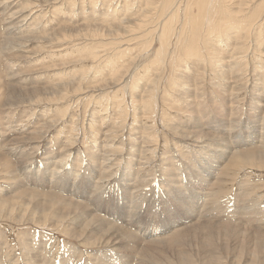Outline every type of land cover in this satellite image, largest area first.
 Instances as JSON below:
<instances>
[{
    "label": "bare ground",
    "instance_id": "6f19581e",
    "mask_svg": "<svg viewBox=\"0 0 264 264\" xmlns=\"http://www.w3.org/2000/svg\"><path fill=\"white\" fill-rule=\"evenodd\" d=\"M8 1H10V0H8ZM37 1H39V0H27V1L25 0V3L27 2L26 7L29 8L30 13H31V10L33 8L41 7L40 3ZM176 1L177 0H161V6L158 7L156 5V8H151V9L150 8L146 9V8H148L147 5H146V7L144 5V8H143L144 10L143 11L141 10L142 12L140 15L138 13H137L138 15L136 17L135 16L130 17V15H129V17H125L123 15L124 16L123 19H120L118 21H116L114 19L115 21H113V22H111L105 26H103L104 24H102V25L101 24L100 25L93 24L94 27H87L88 24H84L83 26H82V24L81 25L79 24V25H76L75 27L73 26V28H70V29L68 27L62 26L60 28L62 33L59 35V37L63 41L66 40V38H68V39L69 38L72 39V37L74 38V36L78 35V31L71 30V29H75V28H78V30H80V31L82 29H84L86 31V34L90 35V36H104L107 38L106 40H108V39L114 40V42L109 41L107 43L109 46H112L111 48L109 47V49L112 50L111 52H114V54L111 56H116V55L122 56L128 48V47L126 48V46H125L126 49L123 48L122 47L123 44L129 43V42H134L133 46H136V45L138 46L140 44H141V46H143L142 40H145V39L151 37V41L148 42L146 45H144L145 47L143 46L144 49L148 51L151 49L150 47L153 45V44L152 45H150V44L152 42H154L153 41L154 37L152 35L156 36V34H155L156 32L151 35V33L153 31H149V29L145 28V25L149 26L150 20L151 21L154 20L153 18L155 16L154 17L151 16V15H154L151 13L155 12V13H157V16H160V17L161 16L164 17V15H166V16L168 15L167 20H166L167 17L166 16H165L166 18L164 17V19H163L164 21L161 23V27H159L160 31H159V33H157V39L162 44L163 48L161 47V49H159L156 52V55H160V56L162 55L164 57L166 56V53L168 52V51L166 52V49H167L166 47L168 46V43L170 44V42H168V41L172 40V39H169V37H171L170 36L171 35L170 29L172 30L171 25H172V21H173V24L179 26L178 28L180 30V32L178 33V35L175 39L181 40L183 38L184 40L186 39L188 41V42H186V44L184 43L183 46L182 45L180 46V47H182L181 53L189 61L185 67L198 68L199 69V70H197L198 73H195L197 71L194 72L195 74H197V76H195L194 78L196 79V81L198 80V82H202V81H200V79H202V77H203L202 75H204L203 72H210L215 67H218L217 70L219 72L218 71L217 72H218V75L220 76L221 83L222 82H232V81H230V78H234L233 81H236V80L242 78L240 76L235 78L236 76H238L236 74H239V75L243 74V72L240 70L247 66V59H249L248 58L249 56L247 57V54L249 52L246 53L245 51H242L241 50L242 48H245V50H246V48L252 46V48H254V51L256 52V55L264 54L259 49V45L257 44L258 41H263V43H264V0H185V3L183 4L184 7L182 9L183 10V13H182L183 17L181 20L179 18L181 14L177 13L176 16H174V14L177 12V10L179 12V3H177L178 1L177 2ZM57 2H58V0H44V1L42 0V3L45 5H47V4L52 5V4H55ZM143 2H146V1H143ZM148 2L150 3L151 1H148ZM252 2H254V4L256 3L257 5H252L251 4ZM134 3H135V1H134ZM125 4L126 3L124 2V5ZM0 5L2 6L1 1H0ZM58 5H59V2H58ZM149 5H151V4H149ZM23 6H25V5H23ZM117 6H118V4H117ZM63 7L64 6H62L61 8H63ZM92 7L94 8V5ZM3 8H4V5H3ZM3 8L1 7V9H3ZM8 8L10 9V6ZM126 8H127V6H126ZM23 9L24 8H22V7H21V9H18V7L17 8L15 7L14 9H12V11L9 13L10 14L9 18L11 19V21L13 20V18H15V16L17 14H19V16H17L15 19L20 17V20L18 22H21L24 24V22H22V21L27 19L30 14L28 11H26L28 13H23V12H25V10H23ZM95 9H97V8L95 7ZM168 10H169V12L167 13ZM37 11H39V10H36V12ZM115 11H116V9H115ZM127 11L125 12V14L127 13ZM113 14H114V12H113ZM147 14H149V15H147ZM115 17H117V16H115ZM113 18H114V16H113ZM113 18H112V20H113ZM6 21H4V22L6 23ZM43 22H44V20H43ZM15 23H16V21H15ZM31 24L33 26L30 25L32 28L29 26L31 28L29 35H27L26 33L23 35H18L20 33L25 32V31L23 32V30H22L23 28L22 29L18 28L19 30L15 33V32H13L14 30L13 31L11 30V29H13L12 28L13 25H12V27L9 26V27H11V29L5 27L4 31L7 29V31H6L7 33H6V37L3 40V43L0 45V57H2V58L13 57V58H17L19 60L24 59V58H28L29 55L32 54V52H31V50H29V49L27 50L26 48L34 42L38 43V45L35 48V54L36 53L38 54L41 50L46 49V48H43L44 47L43 46V40H49L47 38L48 37L47 34L49 31L47 32L46 35L38 34L37 33L38 31L36 32L35 28L39 24V21H36V22H34V24L33 23H31ZM62 25H64V21H63ZM40 26H42V25L37 26V28ZM154 26H155V24H154ZM70 27H72V26H70ZM24 28H25V26H24ZM15 30H16V28H15ZM26 32H29V30H27ZM74 32L76 34H74ZM79 33H81V32H79ZM173 36H174V34H173ZM52 37H51V39L54 38V37L53 38ZM256 40H258V41L256 42ZM49 41H51V40H49ZM173 42H175V40ZM255 42H256V44H255ZM177 43H175L174 46ZM45 44H46V42H45ZM107 44H106V46H107ZM216 44H218V46L219 45L223 46V48L219 49ZM259 44H260V42H259ZM213 45H216L217 47L213 46ZM46 46H47V44H46ZM171 46L172 45H170V47ZM188 46H189V48H187ZM101 47H102V45H101ZM38 48H39V50H37ZM137 48L139 50V47H137ZM177 48H178V46H177ZM217 48L219 49V51L215 50ZM104 49L106 50V48H104ZM129 50H130V48L128 49V51ZM92 51H88V54H89V52L91 54ZM6 52H8V53L15 52V54H13V56H9L6 54ZM173 52L175 53V51H173ZM253 52L251 53L252 55H253ZM16 53H18V54H16ZM141 53L142 52H139L138 57L140 56ZM179 53H180V49H179ZM92 54H94V53H92ZM92 54H91V58L93 56ZM126 54H127V52H126ZM171 55H172V53H171ZM177 56H180V55H177ZM129 57H132V56H129ZM110 58L111 57H109V59ZM149 58H150V56H149ZM109 59H108V61H109ZM117 59L118 58H116V60ZM135 59H136V56H134V58L132 60H134V62H135ZM224 59H227L226 61H230V62L228 63L229 65L225 66V68H222V65L219 63V61L221 62V60H224ZM80 60H82V59H80ZM91 60H93V59H91ZM159 60H160V58H159ZM172 60H171L172 61L171 63L174 62V59H172ZM86 61L88 63V61H89L88 58H87V60L84 58V62H86ZM112 61H113V59H112ZM155 61H157V59H155ZM13 62H14V60H13ZM89 62L91 63L93 61H89ZM110 63H111V61H110ZM158 63H160V62H158ZM200 63H203L204 66L201 67L202 65L200 66ZM242 63H244V64L242 66H240ZM92 64H94V63H92ZM122 64H124V63H122ZM222 64H224V63H222ZM13 65L14 66L16 65V61H15V64H13ZM108 65H110V64H108ZM108 65H107V67H108ZM126 65L127 64H125L124 66H126ZM129 65L131 68V63ZM229 66H230V68H229ZM149 67L150 68L154 67V65H151V66L148 65L147 68L149 69ZM253 67H255V65ZM48 68L49 67H47L46 70ZM115 68H113V66H112V70ZM121 68L123 69V65ZM132 68H133V66H132ZM178 68H179V65H178ZM228 68H229V70H228ZM259 68H263V66L260 65ZM85 69H87V68H85ZM40 70L37 71V73H39V75H41L42 73H45V72H41ZM139 70H141V69H139ZM129 71H131V70H128V72ZM145 71H146V69H145ZM153 71H155L153 78L151 80L146 79L147 81H149L147 86H143L144 82L142 84L139 82L143 88H139V90L137 88V90H138L137 92H136V88L135 89L133 88L131 90L132 95L139 97L140 100H143L140 103V105H136L135 107L141 106V111L144 113L147 112L149 109V99L153 96L152 90L154 89V84L160 80L159 67H155ZM164 71H165V69H164ZM164 71H162V72H164ZM227 71H230V73H227ZM31 72H33V71L31 70ZM87 72H89V71H87ZM150 72L152 73V71H150ZM170 72L171 71H169V73ZM234 72H236V73H234ZM123 73H126V72H123ZM139 73H138V75H139ZM184 73H185V71H184ZM188 73H190V71ZM20 74H23V73L20 72V73L16 74V76H19ZM31 74H33V73H31ZM133 74H134V72H133ZM163 74H165V73H163ZM229 74H232V75H229ZM24 75H25V72H24ZM81 75H83V74H81ZM247 75H249V74H247ZM16 76L13 77L16 79L14 81V83L9 85V86L7 85V87L5 86L6 88L3 90V92L4 91L6 92L7 99L4 102L3 101L1 102V100H0V104L7 106V108L12 107V106L18 107V106H22L24 104H28V105H31L32 107H35L38 104L46 103L47 101H57L59 99H65V97L67 98V92L69 90L71 92L78 93V92L82 91V89H83L81 84L78 82L79 80L78 81L77 80L72 81V78L74 76L73 77L71 76L72 77L71 82L65 81V83L55 82V83H51V84L49 82L48 84H45L43 86L33 85L32 87H29V88H26V86H23V84L20 83V81H22L21 78H19V77L16 78ZM31 76H30V78L32 79ZM75 76H77V75H75ZM124 76H125V74L123 75L122 72L115 70V72L113 74H111L110 78H107L105 81H103V79H102L103 83L104 84L106 83L105 85L102 84L103 86H105L104 89H106V86H108L109 84H114V86L116 87L115 89L117 90L116 84L120 85V83L124 82V80L126 78ZM131 76H133V75L131 74ZM140 76L142 77L143 75H140ZM182 76H184V75H182ZM21 77L23 78V76H21ZM24 77H25L26 81L30 80V79H27L26 76H24ZM81 77H83V76H81ZM144 77L142 78L143 80H144ZM170 77H172V76H170ZM212 77H214V76H212ZM146 78H148V77H146ZM176 78H178V76ZM184 78H185V76H184ZM184 78H182V79H184ZM137 79H139V76ZM185 79H186L185 83H187V85H191V83H192L191 79H189V78H185ZM215 79H216V77H215ZM215 79H213V80H215ZM81 80L82 79H80V82H81ZM83 80H85V79H83ZM137 81H139V80H134L132 82V84H135L137 86ZM140 81L142 82V80H140ZM147 81H145V82H147ZM248 81H250V79L246 78V80L244 81L243 84L247 86ZM22 82L24 83L25 81L23 80ZM128 82H130V84H131L130 80ZM168 82H169V80H168ZM40 83H42V82H40ZM44 83H46V82L44 81ZM171 83H172V81H171ZM178 83H182V82H178ZM209 83H210V81H209ZM25 84H26V82H25ZM173 84H174V82H173ZM187 85H185V86H187ZM198 85L199 84L195 83V85H194L192 83V86L194 88V89L193 88L192 89L195 92H197V90H198L196 88V86H198ZM172 86H174V85H172ZM185 86H184V88H185ZM1 87H3V85H0V88ZM109 87H111V86L109 85ZM180 87H181L180 89H182L183 85ZM225 87H226V85H225ZM94 88H96V87H94ZM120 88L121 87H119L118 90H120ZM174 88L176 89V87H174ZM209 88H210V86H209ZM160 89H163V88H160ZM171 89L173 90V87ZM102 90H103V88H102ZM106 90H104V91H106ZM185 90L183 89V93ZM232 91H233V89H232ZM179 92H180V90H179ZM186 92L187 91H185V93ZM111 93H112V91H111ZM216 95H217V93H216ZM234 96H232V97H234ZM182 97L185 98L184 96H182ZM194 97H195V95H194ZM145 98H146V100H145ZM195 98L198 99V97H195ZM230 98H231V96H230ZM190 99H192V98H190ZM144 100H145V102H144ZM66 101H67V99L65 100V102ZM185 102H184V104H185ZM191 106H188V108H192ZM44 108H48V107L45 106ZM232 109H235V108L232 107ZM232 109L230 110V113H231V111H233ZM138 110H139V108H138ZM10 111H11V109H10ZM183 111H182V113H183ZM21 112L24 113L23 111H21ZM94 112H95V109H94ZM179 112H180V110H179ZM60 114H62V112ZM60 114H59V116H60ZM231 114L229 117H234V114L233 115H231ZM71 115L75 116L73 114H71ZM193 116H196V114ZM245 116L246 115H244V117ZM137 117H140V116L137 115L136 118ZM263 117H264V115H263ZM58 118H60V117H58ZM234 119L235 118H233V120ZM66 120H67V118H66ZM69 120H71V129L74 128L75 126L77 127V122H75V120H76L75 117L71 118ZM93 120L94 119L92 118L89 121V130L88 129L87 130L89 131L91 136L93 135V137H94V135L97 134V132H96L97 128L96 127L94 128V126L92 127ZM229 120H231V118ZM260 120H262V119H260V118L258 120L256 119V124H258V126L263 129V124L260 123V125H259ZM58 121L60 122V120L57 119L56 117L53 120L50 119L48 122H45L43 120L42 123L45 122V125H46V128L44 130H46V129L50 130L51 127H53V126L58 128V126H56V123H59ZM214 121L218 122L217 129L215 127L214 131L219 132V128H221L225 125L224 124L225 123L224 118L222 115H220L218 118V121L217 120H214ZM61 123H63V121ZM141 123H143V122L141 121ZM78 124H79V122H78ZM193 124H195V123H193ZM230 124H229V126H231ZM36 125H38V124H36ZM171 126H174V125H171ZM205 126H207V125H205ZM205 126H203V128ZM42 127H44V124L39 125L38 130H34V131L32 130L31 132L29 131L30 133H28V136H26L24 138L22 137L20 139L19 138L11 139L10 143L13 144L11 146H10V144H7L5 142L7 140H5V139L0 140V151H1L0 152V165H3L4 160H7L5 158L6 157L5 154L10 156V157L12 156L15 159V163L17 164V169L20 168V165L24 161L27 162V161L33 160L34 159L33 154L35 153L37 148L40 146V143L42 142V139H43L44 130ZM49 127H50V129H49ZM174 127H172V129ZM194 127L197 130L193 131V132H196L198 134L200 133L201 135L200 134L199 135L201 137H202V135H205L201 125L194 126ZM148 128H149L148 126H145V128H144V130H145L144 133H146V136H147L148 130L150 129V128L149 129ZM232 128H233V126H232ZM117 129H116V131H117ZM176 129L173 130V132L176 131ZM77 130H78V128H77ZM87 130H85V131H87ZM110 130H111V127H110ZM120 130H121V128H120ZM187 130L185 129L181 133L182 136H184L186 139H190L188 137H193V136L200 137L197 134H194V135L191 134L193 132L190 130L189 131H187ZM51 131H52V129H51ZM88 131H87V133H88ZM108 131H109V129L106 130V132H108ZM116 131L114 132L112 130V131L108 132L109 133L108 135H110V133L114 132V133H112L113 139L111 141H110V139L104 140L106 142H105V145L103 146V149L101 148V150L98 151L99 146L97 148L96 147L94 148V146H95L94 145L91 148H94L95 152L92 154V156L87 155L90 157L95 156V158H96V156L101 155L100 156L101 161H102L101 164H102L103 169H104L102 172L96 171V166H89L91 164H89L88 161L87 162L89 165L86 164L87 162L83 161V157H81L82 156L81 151L79 152V150L77 152H75L76 154L74 157V160H76L77 162L70 164L69 163L70 157L72 155L70 156V152L67 153V151H66L67 148L64 146H63V148H65V149H63V148L61 149L59 156L54 157V158H57L55 161H52V160L48 161L47 164H49V162H50V164H52V167L50 169H48L49 165H47V167H43L44 166L43 163L41 164L40 162H39L40 164H38L36 170L30 169V171H28V169L21 168L22 170H24L23 174H21V175L24 176V179L26 181H29V180L32 181L33 184L31 186L27 185V187H24L26 185H24L22 182H20L21 179L19 177H18L19 181H18V178L13 177L15 175L11 174V172L13 171L12 169H11L12 171H10V169H8L6 171V169L3 168L6 171V173L7 172L9 173V171H10L11 175H10V177H8V179H10L9 183H6L7 186L6 187L4 186V188H3L6 190L5 195L7 197L4 201H2V202L0 201V218L10 219L9 221H12V220H14L16 222L20 221L19 224H21V221L28 220L29 222L39 224L40 226H45V227L49 226L50 228H54L57 230L62 229L64 235L67 238H69L70 242L69 241H67V242L63 241L61 245L57 244V243H55V242H57V239L53 235L51 237L50 236H42L40 233H37V230H36V233L30 232V233H27L25 235L23 234V232H21L23 234V236L18 239L17 244H14V242L9 238L10 237L9 235H7V236L4 235V237L1 238V232H0V264H17L19 259H14V255H15L14 253H15V251H17V250H15L16 248H20L19 252L21 253L23 260L27 264H37V263H41V264H264V228L260 229V227H262L261 224L264 223V210L262 209L259 211V210L252 208L251 205H253L255 202L253 204L251 203V205H250L252 210H250V206H248L249 203H247L246 210L243 209L244 210L243 211L240 209L238 212H236V211H233L231 209L233 206L229 204L230 200H234L236 198V196L235 197L233 196L234 198L233 197L230 198V196H229V198L226 197L227 199H229V201L228 200L217 201L216 200L217 198H214L215 196L213 197L212 189L211 190L209 189L210 192L207 190L208 192L206 191V195H207V197L208 196L213 197L212 200L215 201V203H213V205H214L213 207H209L211 205L210 201H212L211 198H208V199H210V201L207 200L204 203H201L199 205V207L197 206L198 209L194 208L195 205H197V203H195L194 199H193V201H191V203L184 206L186 208H183L182 206H178V205L176 206V208L167 207V209L169 211L173 212L172 213V218H173L172 224L168 229L169 231H171V233H168L169 235L166 234L167 236H165V233L167 231L164 230V227L161 228L160 225L149 226V224H147L142 219V217L147 216L145 214V212L143 213V210H145L146 208H149L148 206L145 208L146 204L150 205V202H149L150 200H148L147 197H153L154 202L158 201L159 199H162V200L164 199V202L166 203V201H170V200L173 201L174 199L176 200L177 198L179 199L178 195H180L182 193L193 194L194 191H197V192L200 191V190L196 189V185H199V187L203 186V184L208 185L209 180L211 178H214L213 180H215V181L214 182L212 181V182H213V184H216L215 186L217 188H218L219 184H221V183H226V184L228 182L232 183L233 181L231 178H233V177H231V175H232L231 173L228 172L229 175L231 174L230 175L231 178H229V176L220 178V175L221 176L227 175V173H225L224 170L222 172L216 171V168H218L219 162L222 159H224L230 153L231 154H230V158L228 160L227 166L228 167L235 166L236 162L238 161V163H242L241 167L238 169L243 170L242 172L246 173V175H247L246 176L244 174L247 177V179H245V180L243 179V180L238 181V189L240 190V196L244 197L245 194H249L248 191L246 190V187L244 188L243 183L244 182L249 183V187H250L251 181L252 180L256 181V179H257L256 176H254V177H256V179L254 177H251L252 170L250 171L249 169L250 168L255 169L257 167L258 168H264V136H263L264 135V129L261 131V132H263V134H260L261 136H259L258 141L257 140L256 141L251 140L250 142H248L249 140H246L247 143H249V144H251L252 142L256 143L255 146L253 145L254 147L252 146V147H248L246 149H236L235 148V147L243 144L241 142H237L238 139H236L235 137L233 138V140L234 139L235 140L229 144L228 142H226V141H228L227 138L226 137L223 138V135H222V137L216 136L217 141H220V142L222 141L223 144H217L216 139H215L216 142L212 139V141H214L217 144L216 147L219 150H217L218 153L215 156L211 157V161L204 162L206 164V166H204L205 164L196 165L197 162L200 161V160H198V161L196 160L195 165H196V167L198 166L200 171L194 172L191 169H189V172L186 173V172L182 171L183 169L181 170V167L185 168L186 165L185 166L179 165V166H181L180 168H178L180 173H172L169 181L167 178L161 177L162 179L160 180V182L158 184L160 186H163V188H161L160 186L155 187L156 184H153V182L149 183L151 180L147 181L145 178L147 174L146 173H145L146 175L143 174L144 170L148 171V168H144V163H145L144 160H148V159H151L154 157L156 150L153 147L157 144V140H155L153 142V140L151 141L149 138L145 137V138H143V141L141 142V141H137V139L135 138V141H133L131 146L127 149L126 144H128L129 142L127 143L126 140L124 141L121 139L122 138V131H118V132H116ZM178 131H180V130H178ZM236 131H238V130H236ZM149 132H150V130H149ZM215 132H214V134H215ZM231 132H233V131H231ZM229 133L230 132H228V134ZM30 134H32V136H29ZM116 134H118V135H116ZM214 134H211L213 138L215 136ZM255 135H253V136L255 137ZM34 136L36 138H38L36 141L34 139L35 138ZM60 136H62V135H60ZM103 136H105V135H103ZM65 137H67V136H65ZM80 137H81V135H80ZM85 137H88V136H85ZM47 138H48V136H47ZM63 139L65 140L66 138L63 137ZM51 140H53V139H51ZM69 140L71 141V139H69ZM45 141L47 142V139ZM54 141H56V140L54 139ZM115 141H117V142H115ZM180 141L182 142V140H180ZM61 142L63 144V141H61ZM73 142H74V139H73L72 143ZM92 142L94 144V141H92ZM56 143H57V141H56ZM135 143H136V146H135ZM32 144L34 146H31ZM89 144H90V142H89ZM183 144H185L184 141H183ZM197 144H199V143H197ZM205 144L207 145V143H205ZM210 144H213V143L211 142ZM232 144H234V145H232ZM70 145L67 146L65 144V146H67L69 148L75 144L73 143V145H71V146ZM205 146H203V148ZM51 147L52 146H50V149H52ZM171 148H172V146H171ZM198 148H200V147H198ZM28 149L31 150V152L29 154H27ZM73 149H74V146H73ZM205 149L201 148L200 153L203 154L204 153L203 151ZM59 150L57 149L56 151H59ZM89 150H90V148H89ZM196 150H198V149H196ZM206 150L208 153V148ZM198 151L195 152V154L196 153L200 154ZM212 151H213V149H212ZM148 152H152V154H148ZM158 152H160V151H158ZM174 154H175V152H174ZM211 154H212V152H211ZM49 155H50V153H49ZM166 155L168 156V154H166ZM204 155H206V154H204ZM124 156H127V157L131 156V157L138 158L139 161H141L140 170L136 171L133 168H131L130 163L132 161L131 162L129 161L130 163L127 161L126 163L122 164L121 161L124 158ZM90 157H88V158H90ZM160 157H162V156H160ZM45 158H47V157H45ZM193 159L195 160L197 158L193 157ZM205 159H207V156L205 157ZM10 160H11V158H10ZM45 160H47V159H45ZM125 160H127V159H125ZM34 161H35V159H34ZM41 161H43V160H41ZM82 161H83V166L78 165ZM89 161H91V160L89 159ZM160 162H163V161H160ZM170 162H172V161H170ZM156 163H157V161H156ZM199 163H203V161H200ZM75 164H76V166H75ZM171 164H173V163H171ZM5 165H7V164H5ZM65 165H67V167ZM9 166H7L6 168H8ZM26 166H27V164H26ZM132 166H134V165H132ZM169 166H170V164H169ZM235 167H239V166H235ZM243 167H245V168H243ZM94 168H95V170H94ZM97 168H99V167H97ZM161 169H163V168H161ZM156 170H157L156 168L155 169L151 168L150 171H152L153 172L152 174L155 175ZM168 171H169V169H168ZM172 171L173 170H171L170 172H172ZM46 172H49V173H46ZM17 173H18V171H17ZM183 173L185 175H184V178L182 177L183 179H181V175H183ZM253 173H256V171L254 170ZM161 174L162 173H160L159 175H161ZM169 174H168V176H169ZM156 175H157L156 177L158 178L159 177L158 174H156ZM168 176L166 175V177H168ZM248 176H250L251 179H249ZM3 178H4V176H3ZM252 178H254V179H252ZM0 179H2L1 176H0ZM195 179H196V181H199V182L195 183ZM234 179H237V177H235ZM157 180L158 179H155L156 182H157ZM6 181L7 180H5V182ZM156 182H154V183H156ZM38 183H42L40 185V187L38 186ZM260 183H262V182H260ZM211 184L212 183H210V186H211ZM217 184H218V186H217ZM3 185H4V183H3ZM146 185H148V187H149L148 189H146V187H147ZM224 185L225 184H223V186ZM227 185H228V190L234 191L231 184H227ZM227 185H225L224 187H226ZM257 185H259V183H257ZM261 186H262V184H260V186L255 185V188L261 187ZM221 187H222V185H221ZM38 188H41L42 192L39 191ZM251 188H252V186H251ZM18 189H19V191L17 192ZM107 189H109V190L107 191ZM213 189H215V188H213ZM247 189H249V188H247ZM52 190L56 191L57 193H54ZM217 190H219V189H217ZM230 191H229V193H226V191H225V193L230 194ZM171 193H173V196L170 197L168 200H166V197ZM214 195H216V193ZM233 195H234V193H233ZM183 196H182V198H183ZM220 196L222 197V195H220ZM39 197H43L44 199H42V201H41V200L37 199ZM248 197H250V196L248 195ZM255 197L258 199V196H255ZM223 198H224V196H223ZM18 200L21 203L16 205V201H18ZM245 200L247 201V198H245ZM249 200H251V198ZM208 202H210L209 203L210 205L207 204ZM240 202L242 204V201H240ZM258 202H259V200H258ZM23 204L25 205L24 208H23ZM143 204H144V207H143ZM183 204L184 203H182V205ZM245 204H246V202L243 204V206ZM254 206H256V204H254ZM150 207H152V206H150ZM15 210H17L19 213L21 212V214L16 215L14 213ZM184 211H187L185 213V215H183ZM195 211H197L198 215L203 214L204 218L203 219H199V217L197 218L198 215L193 214V212H195ZM48 212H52V216H53L52 218H55V219L52 220V222L48 223L49 225H46L47 224L46 220H48L46 214ZM146 213H148V212H146ZM49 215L50 214L48 213V216ZM239 216H241V217H239ZM154 219L155 220L156 219L163 220L164 217L162 215H156L154 217ZM170 219H171V217H170ZM190 219H195L196 221H193L192 223L188 224V222H190L189 221ZM223 221H226L227 223L226 222L223 223ZM235 222H236V224H235ZM1 223H3V222H1ZM244 223H245V225H243ZM258 224H260L261 226H258ZM182 225H183V228L180 227ZM263 226H264V224H263ZM62 231H61V233H62ZM235 234H236V239L238 236H240L239 241L241 242L240 244L242 246L238 245V243L236 242V239L235 240L233 239L232 236H234ZM249 239H251V240L247 241ZM245 241H247L246 242L247 247L245 246L246 245L244 243ZM248 242H251L250 244L253 247L248 248V245H249ZM239 246H241V247H239ZM86 252H87V255H85ZM235 252L238 254L235 255L236 254ZM161 255H163V257H161ZM137 257L146 258L148 261L142 262L140 260H136L135 258H137ZM131 259H135V260L131 261Z\"/></svg>",
    "mask_w": 264,
    "mask_h": 264
},
{
    "label": "rangeland",
    "instance_id": "374dc122",
    "mask_svg": "<svg viewBox=\"0 0 264 264\" xmlns=\"http://www.w3.org/2000/svg\"><path fill=\"white\" fill-rule=\"evenodd\" d=\"M0 1L2 2V6L0 5V45L3 43V40L6 37V33H7L6 31H7V29L4 31L5 27L11 29V27L13 25V27H12L13 29H11V30L12 31L14 30L13 32H15V33L19 29H22L23 28L22 30H23V32L24 31L25 32L24 33H20L18 35H23L25 33L27 35H29L30 29L32 28L31 26H33L31 23L34 24V22H36V21H39V24L37 26L42 25V26H40L38 28L36 26V28H35L36 32L38 31L37 32L38 34H44V35H46L47 32L49 31L48 34H47L48 35L47 38L49 40H51V41H49V40H43V46H44L43 48H46V49L41 50L38 54L36 53L37 55L35 54V48L38 45V43L37 42H34L31 45H29L26 49L27 50L28 49L31 50L32 54L29 55L28 58H24V59H20L19 60L17 58H13V57H10V58H2V57H0V85H3V87L0 88V100H1V102L2 101L4 102L7 99L6 92L5 91L3 92V90L7 87V85L9 86V85H11V84L14 83V81L16 79L13 78V77H15L16 74H18L20 72H22L23 74H20L19 76H16V78L19 77V78H21L22 81L24 80L26 82V84H25V82L23 83L22 81H20V83H22L23 86H26V88L32 87L33 85L43 86L45 84H48L49 82H50V84L51 83H55V82H57V83H65V81L66 82H71V78L73 76L74 77L72 78V81H75V80L78 81L79 80L78 82L83 87L82 91H80L78 93H76V92L74 93V92H71L69 90L67 92V98L65 97V99H59L57 101H47L46 103L38 104L35 107H32L31 105H28V104H24V105L18 106V107H13L12 106V107H8L7 108V106H5L3 104H0V140H2V139L7 140L5 142L7 144H10V146L13 145V144L10 143V140L11 139H13V138H19L20 139L22 137L24 138V137L28 136V133H30L32 130L33 131L34 130H38V127L41 124H44V127H42L43 130H44L46 128L45 122H48L50 119L53 120L55 117L60 120V122L58 121L59 123H56V126H58V128L55 127V126H53V127H51L52 131H51L50 127H49L50 130H48V129L44 130V135H43L42 142L40 143V146L37 148V150L35 151V153L33 152L34 153L33 154V158L35 159V161H34V159L31 160V161H27L26 160L27 162L24 161L25 163L23 162L20 165V168L17 169V164L15 163V159L12 156L10 157V156H8V155L5 154L6 157L5 156L4 157L7 160H4L3 161V165H0V176L2 178V179H0V201L1 202L4 201L6 199V197H7L5 195L6 194V190L3 189V188H4V186L5 187L7 186L6 183H9L10 179H8V177H10L11 174L12 175H15L13 177H16V178L19 177L21 179L20 182H22L24 185H26L24 187H27V185L28 186H31L33 184L32 181L31 180L26 181L24 179V176L21 175L24 172V170H22L21 168L28 169V171H30V169L31 170L32 169L33 170H36L38 164H40V163L42 164L43 163V165H44L43 167H47V165H49L48 166V169H50L52 167V164H50V162H49V164H47L48 161L49 160L50 161L51 160L52 161H55L57 158H54V157L59 156V153H60L61 149L63 148V146L67 148L66 149L67 153L70 152V156L72 155L71 157L69 156L70 157V162H69L70 164L77 162L76 160H74V157H75V154H76L75 152H77L79 150V152L81 151V154H82L81 157H83V161L84 162H87L88 161L89 164H91V165H89L88 162L86 164H88L89 166H96V171L102 172L104 169H103V166L101 164V162H102L101 161V158H100L101 155L96 156L97 159L95 158V156H93L94 158L93 157H90V156H92V154L95 152V150H94L95 147L97 148L99 146L98 147V151L101 150V148L103 149V146L105 145V142H106L104 140L110 139V141H111L113 139L112 133H114L117 128L118 129H117L116 132L122 131V138L121 139L124 140V141L126 140L127 143L129 142L128 144H126L127 149L131 146L132 142L135 141V138L137 139V141H141V142L143 141V138H145V137L149 138L151 141L153 140V142L155 140H157V144L155 145L156 147L155 146L153 147V148H155L156 153L154 154V157L153 158L148 159V160H144V162H145L144 163V168H148V171H145L144 170V172H143L144 175H146V174L148 175V176L146 175V177H145L146 180L147 181H150L151 180L149 183L153 182V184H156L155 187L156 186L157 187L160 186L158 183L160 182V180L162 178H167L168 181H169L170 178H171L172 173H180L179 170H178V168H180L181 166H179V165H184V166L186 165L185 166L186 169L184 167H181V170L183 169L182 171H184L186 173L189 172V169H191L194 172H199L200 170H199L198 166L196 167V165H198V164H200V165L201 164H205L204 162L211 161V157L212 156H215L218 153L217 150H219L216 147V145L217 144H223L222 141L221 142L220 141H217V137H222V135H223V138L226 137L227 140H228L226 142H228L229 144L235 140V139L233 140V138L235 137L236 139H238L237 142L243 143L240 146H237L235 148L236 149H246L248 147H252L253 145L254 146L256 145L255 142H252L253 144L251 143L252 144L251 145V144L247 143L246 140H249L248 142H250L251 140H253V141H256L257 140L258 141L259 136H261L260 134H263V132H261V131L264 129V117H263V115H264V69H263L264 68V56L263 55L264 54H261V55L258 54V55H256V52L254 51V48H252V46L246 48V50H245V48H242L241 49L242 51H245L246 53L249 52L247 54V57L249 56L248 58L250 59V60L247 59V66H246L247 68L245 67V68H242L240 70V71L243 72V74H240V75L239 74H236L238 76H236L235 78H237L239 76L242 77V78H240V79H238L236 81H233L234 78H230V81H232V82H222L221 83L220 76L218 75V72L219 71L217 70L218 67H215V68H213L215 71L212 69V71H210V72H203L204 75H202L203 77H202V79H200V81H202V82H198V80L196 81V79L194 77L197 76V74H195V73H198L197 70H199V69L198 68L185 67L189 61L181 53L182 52V49H181L182 47H180V46L181 45L183 46L184 43L186 44V42H188V41L186 39L184 40L183 38L181 40H176L175 39L177 37L178 33L180 32V30L178 28L179 26L173 24V21H172V25H171L172 26V30L170 29V32H171V35L170 36L171 37H169V39H172V40H169L168 41V42H170V44L168 43V46L166 47L167 48L166 49V52L168 51L166 53V56L167 57L166 56L164 57L162 55L161 56L160 55H156V52L159 49H161V47L163 48L162 44L157 39V33H159V31H160L159 30L160 29L159 27H161V23L164 21L163 19H164V17L166 15H164V17H162V16L160 17V16H157V13L151 11L152 12L151 14H154V15H151V16H153V17L155 16L154 18L152 17L154 20H152V21L150 20L151 23L149 22V26L145 25V28L149 29V31H153L151 33V35L156 32L155 33L156 36L152 35L154 37V40H153L154 42H152L150 44V45H152V44L153 45L150 47L151 49L148 50V51L144 49V47H145L144 45H146L148 42L151 41V37H149L150 39L147 38L145 40H142V45L144 47L141 46V44L138 45V46L137 45L136 46H133L134 42H129V43L123 44V46H122L123 48H125V46H126V48L127 47L128 48H127V50L125 51V53L122 56H120V55L111 56V55L114 54V52H111L112 50L109 49V47L111 48L112 46H109L107 43L109 41L114 42V40H109V39L106 40L107 38L104 37V36H90V35H87L86 34V31L84 29H82L81 31L78 30V28L71 29V30L78 31V35L80 34L79 36L78 35L77 36H74V38L72 37V39L66 38V40L63 41L59 37V35L62 33L61 30H60V28L62 26L68 27L69 29L70 28H73V26L75 27L76 25H79V24L80 25L82 24V26L84 24H88L87 27H94L93 24H97V25L104 24L103 26H105V25H108L109 23H111V22H113L115 20L118 21L120 19H123L124 16L125 17H129V15H130V17H134V16L136 17L138 14L140 15L141 12L144 10L143 9L144 8V5H145V7L147 5L148 8H146V9L156 8V5L159 7V6H161V0H159V1L158 0H85V1L84 0L83 1L81 0L82 2L80 0H58L60 6L58 5V2L55 3V4H52L53 5L52 6V5H49V4L45 5V4L42 3V0H39L37 2L40 3V5H41L42 8L41 7H39V8L38 7H35V8H33L31 10V13L29 12L30 11L29 8L26 7V3L27 2L25 3V0H14V1L13 0H10V1H8V0H0ZM123 1L127 5L126 4L124 5V2ZM134 1H135V3H134ZM143 1H146V2H143ZM148 1H151V2L149 3ZM177 1L176 2L179 3V12L177 10V12L174 14V16H176L177 13L181 14L180 17H179L180 20H181L182 17H183V15H182L183 10L182 9L184 7L183 4L185 3V0H181L182 2L180 0H177ZM117 4H118V6H117ZM149 4H151V5H149ZM251 4L252 5H257L256 3L254 4V2H252ZM3 5H4V8H3ZM8 5L10 6V9L8 8L9 7ZM23 5H25V6H23ZM93 5H94V8L92 7ZM62 6H64L63 7L64 9L61 8ZM126 6H127V8H126ZM1 7L3 9H1ZM13 7L14 8L15 7L16 8L18 7V9H21V7L24 8L23 10H25V12H23V13H28L29 12V14H30L29 17L27 19H25L24 21H22V22H24V24L21 23V22H18L20 20V17L17 18V19H15L17 16H19V14H17L15 16V18H13L12 21L9 18V16H10L9 13L12 11V9H14ZM95 7L97 9H95ZM115 9H116V11H115ZM36 10H39V11H37L38 13L36 12ZM26 11H28V12H26ZM112 11L114 12V14H113ZM126 11H127V13L128 12L129 13L128 14L127 13L125 14ZM168 12H169V10L167 11V13ZM147 15H149V14H147ZM113 16H114V18H113ZM115 16H117V17H115ZM112 18H113V20H112ZM167 19H168V17L166 18V20ZM43 20H44V22H43ZM4 21H6L7 24ZM15 21H16V23H15ZM63 21H64V25H62ZM154 24H155V26H154ZM9 26H11V27H9ZM24 26H25V28H24ZM70 26H72V27H70ZM15 28H16V30H15ZM27 30H29V32H26ZM79 32H81V33H79ZM74 34H76V33L74 32ZM173 34H174V36H173ZM51 37L53 39H51ZM174 40H175V42H173ZM257 41L258 40H256V42ZM45 42H46L47 46H46ZM256 42H255V44H256ZM259 42H260V44H259ZM175 43H177V44L174 46ZM106 44H107V46H106ZM257 44L259 45V49L264 53V43H263V41H258ZM101 45H102V47H101ZM170 45H172V46L170 47ZM216 45L218 46V44H216ZM216 45H213V46H216ZM177 46L180 49V53H179V49L177 48ZM137 47H139V50H138ZM104 48H106V50ZM129 48H130V50L128 51ZM187 48H189V46ZM218 48L221 49V48H223V46L219 45ZM218 48L215 49V50L216 51H219ZM37 50H39V48ZM87 50L88 51H92L93 50L91 52V54L94 53V54H92L93 55L92 58H91L90 52L88 54V51ZM173 51H175V53ZM251 51L252 52L254 51L253 52V55L251 54L252 53ZM126 52H127V54H126ZM139 52H142V53L138 57ZM171 53H172V55H171ZM6 54L9 55V56H13V54H15V52H13V53L6 52ZM16 54H18V53H16ZM177 55H180V56H177ZM129 56H132V57H129ZM134 56H136L135 62H134V60H132L134 58ZM149 56H150L151 59L149 58ZM109 57H111V58L109 59ZM84 58L86 60L88 58L89 61H93V62L90 63L88 61V63H89L88 64L87 61L84 62ZM116 58H118V59L116 60ZM159 58H160V60H159ZM80 59H82L83 61L80 60ZM91 59H93V60H91ZM108 59H109V61H108ZM112 59H113V61H112ZM155 59H157V61H155ZM172 59H174V62L173 63H171L173 61ZM13 60H14V62H13ZM226 60L227 59L221 60V62L219 61V63L222 65V68H225V66L229 65L228 63L230 61H226ZM15 61H16V65L14 66L13 64H15ZM110 61H111V63H110ZM158 62H160V63H158ZM92 63H94V64H92ZM122 63H124V64H122ZM130 63H131V68H130V65H129ZM222 63H224V64H222ZM108 64H110L111 66L108 65ZM125 64H127V65L124 66ZM243 64L244 63H242L240 66H242ZM107 65H108V67H107ZM122 65H123V69L121 68ZM148 65H150V66L151 65H154V67H151V68L149 67V69H148L147 68ZM178 65H179V68H178ZM254 65H255V67H253ZM260 65L263 66V68H259ZM112 66H113V68H115L116 66L117 67L112 70ZM132 66H133V68H132ZM200 66L203 67L204 64L203 63H200ZM47 67H49V68L46 70ZM155 67H159V70H160V72H159L160 73V80L157 83L154 84V89L155 90L154 89L152 90L153 91V96L149 99V109H148L147 112L144 113V112L141 111V106L135 107L136 105H140V103L143 100H140L139 97L132 95L131 94V90L133 88L134 89L136 88V92H137L139 90V88H143L142 85H140V83L142 84L143 82H144L143 83V86H147V84L149 83V81H147V80H151L153 78V76H154L155 71H153V70H154ZM85 68H87V69H85ZM163 68L165 69V71H164ZM229 68H230V66H229ZM229 68H228V70H229ZM139 69H141V70H139ZM145 69H146V71H145ZM31 70L33 72H31ZM39 70L41 72H45V73H42L41 75H39V73H37V71H39ZM115 70L116 71H119V72H122L123 75L125 74L124 77H126V78H125L124 82L120 83V85L119 84H116L117 90L115 89L116 87L114 86V84H109L111 87H109V85H108V86H106V89L107 88L108 89L107 90L104 89L105 86H103V85H105L106 83L104 84L103 81H105L107 78H110L111 74H113L115 72ZM128 70H131V71L128 72ZM87 71H89V72H87ZM150 71H152V73ZM162 71H164V72H162ZM169 71H171V72L169 73ZM184 71H185V73H184ZM189 71H190V73H188ZM195 71H197V72H195ZM24 72H25V75H24ZM123 72H126V73H123ZM133 72H134V74H133ZM31 73H33V74H31ZM138 73H139V75H138ZM163 73H165V74H163ZM227 73H230V71H227ZM234 73H236V72H234ZM81 74H83V75H81ZM131 74L134 77L131 76ZM181 74L184 75L185 78L191 79V81H192V83L194 85H195V83L196 84H199L198 86H196V88L198 89L197 92H195L193 90L194 88L192 86V83H191V85H187V83H185V80L186 79ZM247 74H249V75H247ZM29 75L30 76L32 75L31 76L32 79L30 78ZM75 75H77V76H75ZM80 75L83 76V77H81ZM140 75H143V76L141 77ZM229 75H232V74H229ZM21 76H23L24 79ZM24 76H26V78L27 79H30V80H27L26 81V79H25ZM138 76H139V79H137ZM170 76H172V77H170ZM175 76L176 77L178 76V78H176ZM212 76H214V77H212ZM143 77H144V80L142 79ZM146 77H148V78H146ZM215 77H216V79H215ZM47 78L49 80L50 79L51 80L49 81ZM182 78H184V79H182ZM246 78H249L250 79V81H248V83H247V86L243 84L244 81L246 80ZM60 79L61 80L63 79V80L61 81ZM80 79H82L81 82H80ZM83 79H85V80H83ZM102 79H103V81H102ZM167 79L169 80V82H168ZM213 79H215V80H213ZM127 80L128 81L130 80L131 81V84ZM134 80H139V81H137V86L135 84H132V82ZM140 80H142V82ZM44 81L46 83H44ZM145 81H147V82H145ZM171 81H172V83H171ZM209 81H210V83H209ZM40 82H42V83H40ZM173 82H174V84H173ZM178 82H182V83H178ZM170 85L171 86L174 85V86H172L173 87V90L171 89L172 87ZM182 85H183V88L180 89L181 88L180 86H182ZM185 85H187V86H185ZM225 85H226V87H225ZM118 86L121 87L120 90H118L119 89ZM184 86H185V88H184ZM209 86H210V88H209ZM94 87H96V88H94ZM174 87H176V89ZM102 88H103V90H102ZM137 88H138V90H137ZM160 88H163L164 90L163 89H160ZM211 88L212 89L214 88V89L212 90ZM178 89L180 90V92H179ZM183 89L184 90L186 89L185 91H187V92L185 93V91H184V93H183ZM232 89H233V91H232ZM104 90H106V91H104ZM111 91H112V93H111ZM216 93H217V95H216ZM194 95H195V97H198V99L195 98ZM182 96H184L185 98H183ZM230 96H231V98H230ZM232 96H234V97H232ZM146 98H145V100H146ZM190 98H192V99H190ZM66 99H67V101L65 102ZM145 100H144V102H145ZM184 102H185V104H184ZM45 106L48 107V108H44ZM188 106H191L192 108H188ZM232 107L235 108V109H232ZM138 108H139V110H138ZM10 109H11V111H10ZM94 109H95V112H94ZM231 109L233 110V111H231L232 114L230 113V110ZM179 110H180L181 113L179 112ZM21 111H23L24 113H22ZM182 111H183V113H182ZM61 112H62V114H60ZM59 114H60V116H59ZM71 114H73L75 116H72ZM195 114H196V116H193ZM230 114L231 115L234 114V117H229ZM137 115L140 116V117H137L136 118ZM220 115L223 116L224 121H225V123H224L225 125L223 127L219 128V132H215L214 131L215 130L214 128L216 127V129H217L218 122H216L214 120H217L218 121V118H219ZM244 115H246V116L244 117ZM58 117H60V118H58ZM74 117L76 119L75 122H77V127L75 126L74 128L71 129V120H69V119L74 118ZM66 118H67V120H66ZM92 118L94 119L93 120L92 127L94 126V128L96 127L98 129V130L96 129L97 134L94 135L95 138L93 137V135L91 136V134L88 131L89 130V121ZM228 118L229 119L231 118V120L233 122L231 120H229ZM233 118H235V119L233 120ZM259 118L262 119V120L259 121V125H260V123H262L263 124V129L261 127H259L258 124H256V119L258 120ZM43 120L45 122L42 123ZM62 121H63V123L65 125L63 123H61ZM141 121L143 123H141ZM78 122H79V124H78ZM193 123H195V124H193ZM36 124H38V125H36ZM60 124L61 125L63 124V125L61 126ZM229 124L231 126H229ZM171 125H174L177 129L174 126H171ZM198 125H201L202 128H203V126L207 125V126H205L203 128V131H204L205 135H202V137L200 136L201 135L200 133H199L200 134L199 135L198 133L193 132V131H196L197 130V129H195L194 126H198ZM145 126H148L150 128V129L148 128L150 130V132L148 130L147 136H146V133H144L145 132V130H144ZM232 126H233V128H232ZM110 127H111V130H110ZM172 127H174L176 129V131L173 132V130H175V129L174 128L172 129ZM77 128H78L79 131L77 130ZM120 128H121V130H120ZM184 128L186 130L188 129L187 131H189V130L192 131L193 133H191V134H193V135L194 134H197L200 137L193 136V137H188L190 139H186L181 134L182 131L185 130ZM107 129H109L108 132H110L112 130L114 132H112V133H110V135H108L109 133L106 132ZM85 130H87L89 134ZM178 130H180V131H178ZM236 130H238V131H236ZM231 131H233V132H231ZM214 132H215V134H214ZM228 132H230L231 134L230 133L228 134ZM79 134L81 135V137H80ZM211 134H214L215 135L214 138L212 137ZM60 135H62L67 140L66 139L64 140L63 137L60 136ZM103 135H105V136H103ZM116 135H118V134H116ZM253 135H255V137ZM29 136H32V134H30ZM47 136H48V138H47ZM65 136H67V137H65ZM85 136H88V137H85ZM34 139L36 141L38 138L35 137ZM46 139H47V142L45 141ZM51 139H53V140H51ZM54 139L57 141V143H56V141H54ZM69 139H71V141ZM73 139H74V142L73 143L75 145H73V143H72ZM212 139L214 141L216 139L217 142L216 141L215 142L217 144L214 141H212ZM180 140H182V142ZM61 141H63V144H62ZM92 141H94V144H93ZM183 141H184L185 144H183ZM89 142H90V144H89ZM115 142H117V141H115ZM204 142L207 143V145ZM211 142L213 144H210ZM64 143L67 146H69L70 144L73 145L74 146V149H73V146L70 145L71 147L69 148V147L65 146ZM197 143H199V144H197ZM232 145H234V144H232ZM31 146H34V145L32 144ZM50 146H52L51 147L52 149H50ZM93 146H94V148H91ZM135 146H136V143H135ZM171 146H172V148H171ZM203 146H205V147L203 148ZM198 147H200V148H198ZM89 148H90V150H89ZM201 148L202 149H205V148L207 149L208 148V153H207V150L205 149L204 151L202 150L204 153L201 154L200 153L201 152ZM57 149L58 150L60 149V150L59 151H56ZM63 149H65V148H63ZM196 149H198V150L200 149V150L198 151ZM212 149H213L214 152L212 151ZM158 151H160V152H158ZM197 151L200 154H198V153L195 154V152H197ZM30 152H31V150L28 149L27 154H29ZM174 152H175V154H174ZM211 152H212V154H211ZM49 153H50V155H49ZM148 154H152V152H148ZM166 154H168V156ZM204 154H206V155H204ZM230 154H228L224 159H222L219 162L218 168H216V171L217 172H219V171L222 172L224 170L225 173H227V175H223V176L220 175V178L226 177V176L227 177L229 176V178L233 177L231 179H232V181L234 183L233 182L232 183L231 182H228L227 184H231V186H232V188H233L234 191L228 190V185L226 183H221V184H219V186L217 184V186H218V188H217L215 186L216 184H213V182L215 181V180H213L214 178H211L210 179L211 181L209 180L208 185L207 184H203V186H200V187H199V185H196V189L197 190H200V191H198V192L197 191H194L193 194L182 193V194L178 195L179 199L177 198L176 200L174 199L173 201L172 200L166 201L167 204L164 202V199L163 200L162 199H159L158 201L155 200L156 202H154L153 197H147L148 200H150L149 201L150 202V205L149 204H146L145 208L147 206L149 208H146L145 210H143V213L145 212V214L147 215V216L142 217L143 221H145L147 224H149V226L160 225L161 228L164 227V230L167 231L165 233V236H167L166 234L171 233V231H169L168 229L171 226L172 219H173L172 218V213L173 212L169 211L167 209V207L176 208V206L178 205V206H182L183 208H186L184 206L187 205V204H189V203H191V201H193V199H194L195 200V203H197V205H195L194 208H197V206L199 207V205L201 203H204L207 200L210 201V199H208V198H211V200H212L214 196H215L214 198H217L216 199L217 201H219V200H228L229 201V199H227V198H229V196H230V198L233 197V196L234 197L236 196V198L234 199L235 201L234 200H230V202H229V204L233 206L231 209L233 211H236V212H238L240 209L241 210H243V209L246 210L247 203H249L248 206H250L251 203L253 204L254 202H255L254 204H256V206H254V204H253V205H251L252 208H254L256 210H259V211L262 210V209L264 210V180H263L264 179V168H258L257 167L255 169L254 168H250L249 169L250 171L252 170L251 177L256 176L257 179H256V177H254L256 179V181L255 180H252L251 181V184H250V187H249V183L244 182L243 183L244 184V188L246 187V190L248 191L249 194H245L244 197L243 196H240V190L238 189V181L243 180V179L244 180L247 179V177H246L247 175H246V173L242 172L243 170L238 169L242 165V163H238V161L236 162V165L235 166H239V167H235V166L228 167L227 166L228 160L230 158ZM87 155H90V156H87ZM160 156H162V157H160ZM206 156H207V159H205ZM45 157H47V158H45ZM86 157L87 158L90 157V158L87 159ZM193 157L194 158H197V159L194 160ZM10 158H11V160H10ZM45 159H47V160H45ZM89 159L91 161H89ZM125 159H127V160H125ZM41 160H43V161H41ZM196 160L197 161L198 160L203 161V163H199L200 161H198L197 164H196ZM83 161L80 162L78 165L83 166ZM122 161H121L122 164L126 163L127 161L128 162L129 161L130 162L132 161L131 163L129 162L131 164V168H133L136 171H139L140 170V167H141L140 166V163H141V161H139L138 158L131 157V156L130 157L124 156V158L122 159ZM156 161H157V163H156ZM160 161H163V162H160ZM170 161H172V162H170ZM168 163L170 164V166H169ZM171 163H173V164H171ZM5 164H7V165H5ZM26 164H27V166H26ZM132 165H134V166H132ZM7 166H9V167L6 168ZM65 166L67 167V165H65ZM75 166H76V164H75ZM204 166H206V164ZM97 167H99V168H97ZM150 167L153 168V169H155V168L157 169L155 175H153L152 174L153 172L150 171L151 170ZM3 168L6 169V171L8 169H10V171H12V170L13 171L11 172V174H10V171H9V173L8 172L6 173V171ZM161 168H163V169H161ZM243 168H245V167H243ZM168 169H169V171H168ZM94 170H95V168H94ZM171 170H173V171L170 172ZM254 170L256 171V173H253ZM17 171H18V173H17ZM228 172L231 173L233 176L230 174L231 175V177H230V175H229ZM46 173H49V172H46ZM160 173H162V174L159 175ZM156 174H158V176L160 178L159 177L157 178L156 177L157 176ZM168 174H169V176H168ZM166 175L168 177H166ZM184 175H185L184 173H183V175H181V179L184 178ZM3 176H4V178H3ZM235 177H237V179H234ZM248 177H249V179H251L250 176H248ZM19 178H18V181H19ZM254 178H252V179H254ZM155 179H158L157 182L155 181ZM5 180H7V181L5 182ZM154 182H156V183H154ZM196 182H199V181H196V179H195V183ZM256 182L259 183V185H257ZM260 182H262V183H260ZM3 183H4V185H3ZM210 183H212L213 185L211 184V186H210ZM41 184L42 183H38V186L40 187ZM223 184H225L227 186L224 187L225 185L223 186ZM260 184H262L261 187L255 188V185L256 186H260ZM221 185H222V187H221ZM146 186H147L146 189H148L149 188L148 185H146ZM251 186H252V188H251ZM160 187L163 188V186H160ZM213 188H215L216 190L213 189ZM247 188H249V189H247ZM38 189H39V191L42 192V189L41 188H38ZM209 189L210 190L212 189L213 197H210V196L207 197L206 191L207 190L209 191ZM217 189H219V190H217ZM108 190L109 189H107V191ZM18 191H19V189L17 190V192ZM225 191H226V193H229V191H230V194H226ZM53 192L54 193H57L56 191H53ZM214 192L216 193V195H214L215 194ZM233 193H234V195H233ZM220 195H222V197ZM248 195L250 197H248ZM172 196H173V193L169 194L167 196L168 198L166 197V200H168ZM182 196H183V198H182ZM223 196H224V198H223ZM255 196H258V199ZM245 198H247V201L250 198H251V200H249L247 202L245 200ZM252 198L253 199L255 198L254 199L255 201ZM37 199H39V200L42 201V199H44V198L43 197H39ZM258 200H259V202H258ZM240 201H242V204H241ZM210 202H208L207 204L210 203L211 205L209 204L210 205L209 207H213L214 206L213 203H215V201L212 200ZM245 202H246V204L243 206V204ZM20 203L21 202L19 200L16 201V205L17 204H20ZM182 203H184V204L182 205ZM150 206H152V207H150ZM251 206H250V210H252ZM24 207H25V205L23 204V208ZM143 207H144V204H143ZM16 211L17 210H15V212H14L16 215L17 214L18 215L21 214V212L19 213L18 211L17 212ZM146 212H148V213H146ZM186 212L187 211H184L183 215H185ZM48 213L50 214L49 216H48ZM48 213L46 214L47 215V219H48V220H46V223H47L46 225H49L48 223L52 222V220L55 219V218H52L53 217L52 216V212H48ZM193 214L198 215L197 214V211L193 212ZM156 215H162L164 217V219L163 220H161V219H156L155 220L154 217ZM170 217H171V219H170ZM198 217H199V219H203L204 218L203 214L198 215L197 218ZM239 217H241V216H239ZM0 219H1L0 220L1 238L4 237V235L5 236L9 235L10 236L9 238L14 242V244H17L18 243V239L21 238L23 236V234L25 235V234L30 233V232H35L36 233V230H37V233H40L42 236H50L51 237L53 235L57 239V242H55L57 244H60L61 245L63 241H66V242L69 241V238H67L64 235L62 229L61 230H57V229H54V228H50L49 226H47V227L40 226L39 224L31 223L28 220L21 221V224H19L20 221L19 222H16V221L12 220L13 221L12 222V221H9L10 219H5V218H0ZM189 221L190 222H188V224H190V223H192L193 221H196V220L195 219H190ZM1 222H3V223H1ZM225 222L226 221H223V223H225ZM235 224H236V222H235ZM263 224H261L262 227H260V229L261 228H264ZM243 225H245V223ZM261 225L258 224V226H261ZM180 227L183 228V225L180 226ZM61 231H62V233H61ZM21 232H23V234ZM232 237L235 240L236 239V234L234 236H232ZM239 237L240 236L237 237L236 242L238 243V245H241L240 244L241 242L239 241ZM250 240L251 239H249L247 241H250ZM247 241L244 242L246 244V245L244 244L246 247H247V243H246ZM250 243L251 242H248V244H249L248 245V248L249 247L250 248L253 247ZM241 246H239V247H241ZM15 250H17V251H15V253H14L15 254L14 255V259H19L18 262H17V264H27L23 260L22 255L19 252L20 251V248H16ZM237 254L238 253H236L235 255H237ZM85 255H87V252L85 253ZM161 257H163V255H161ZM135 259L136 260H140L142 262L148 261L146 258H143V257H137ZM135 259H131V261H134ZM37 264H41V263H37Z\"/></svg>",
    "mask_w": 264,
    "mask_h": 264
}]
</instances>
